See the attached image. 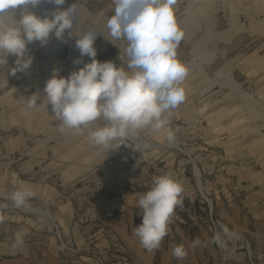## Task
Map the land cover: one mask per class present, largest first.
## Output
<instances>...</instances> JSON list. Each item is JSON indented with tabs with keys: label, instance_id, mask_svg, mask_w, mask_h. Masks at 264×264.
<instances>
[{
	"label": "rangeland",
	"instance_id": "1",
	"mask_svg": "<svg viewBox=\"0 0 264 264\" xmlns=\"http://www.w3.org/2000/svg\"><path fill=\"white\" fill-rule=\"evenodd\" d=\"M76 2L63 39L28 45L29 69L11 75L15 56L0 67V264H264V0H177V55L189 75L185 101L168 114L176 141L145 129L114 150L92 144L87 130L61 133L43 99L54 70L66 78L83 67L75 60L90 62L75 48L83 31L99 33L96 59L126 67L127 42L106 28L113 0H42L31 11L50 16ZM163 174L183 186V206L149 252L133 234L137 201ZM25 187L28 210L9 199ZM172 245L184 246L183 260Z\"/></svg>",
	"mask_w": 264,
	"mask_h": 264
},
{
	"label": "clouds",
	"instance_id": "2",
	"mask_svg": "<svg viewBox=\"0 0 264 264\" xmlns=\"http://www.w3.org/2000/svg\"><path fill=\"white\" fill-rule=\"evenodd\" d=\"M41 2L0 0V67L7 65L9 56H15L11 75L31 66L32 57L27 55L30 43L38 41L44 46L50 34L63 39L65 31L74 27L77 2L67 9L58 7L50 16L43 17L31 11ZM49 2L57 6L65 4V0ZM113 4L114 14L108 18L106 28L111 41L127 42L126 67L96 59L94 42L99 33L83 31L75 35V48L81 58L87 56L90 62L75 60V64L83 63V67L66 78L54 70L44 87L43 99L51 105L61 133L87 130L89 141L107 150L127 145L126 141L136 140L145 129L154 133L163 131L171 146L176 137L174 131L167 128L168 114L185 101L183 83L189 75V68L177 55L184 38L175 12L177 0H113ZM38 99V94L32 95L28 106H35ZM183 191L178 180L163 174L154 177L151 188L139 196L137 205L141 209L142 223L134 227L133 234L145 250L152 252L160 248L176 208L183 206ZM33 195L32 190L25 187L14 190L9 199L16 208L28 210ZM7 206L0 204L3 208ZM233 236L227 228L223 229V237L232 239ZM215 240L223 246L220 234ZM17 243H22L19 236ZM170 247L177 260L187 255L183 245Z\"/></svg>",
	"mask_w": 264,
	"mask_h": 264
}]
</instances>
